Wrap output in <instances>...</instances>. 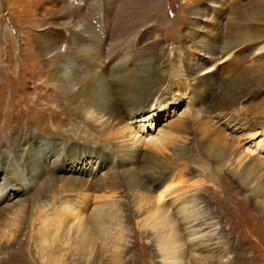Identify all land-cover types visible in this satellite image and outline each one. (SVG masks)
I'll return each mask as SVG.
<instances>
[{
    "label": "bare ground",
    "instance_id": "1",
    "mask_svg": "<svg viewBox=\"0 0 264 264\" xmlns=\"http://www.w3.org/2000/svg\"><path fill=\"white\" fill-rule=\"evenodd\" d=\"M166 2L150 0L147 11L142 13L145 16L141 15L139 20L129 11L133 6L136 8L137 2L128 0L117 17V23L109 27L108 24L116 17L112 12L115 0H53L56 6L68 7L71 17L64 27L43 30L35 51L48 66L46 82L56 96H51V99L58 97L64 104L62 119L57 121L60 125H68L75 119L76 123L70 128L77 137L74 136L76 138L72 141L67 139L64 145H52L41 140L39 147L24 154L34 160L27 174L23 173L14 157L21 143L30 142V139L16 137L12 141V152L3 148L8 141H0L1 162L3 166H9L8 175L0 182L1 253L18 252L22 246L20 238L29 230L35 233L42 264H63L64 253H55L54 242L73 253L80 251L89 260L93 257L90 264H102L103 257L107 258V264L114 263L124 250L122 244L127 238L122 221L115 214L118 201L124 196L121 195V179H127L130 174L135 177L127 183L131 185L130 194L133 197L130 205L134 212L130 219L135 221L139 213L148 214L141 224L144 228L150 227L157 238L156 246L162 264H189V256L195 258L200 255L204 263L210 264L212 258L227 255L223 232L217 231L213 212L202 215L199 211L202 201H197V198L206 186L212 189L211 199H218L223 213L228 218H234L232 233H241L244 239L255 241L258 248L264 246V155L250 154V147L244 148L243 142L259 138L255 140L257 146L264 143V89L261 87L264 86V43H258L264 40L261 31L253 38L255 43L252 41L253 44L246 48L244 43L249 42L245 39L236 43L228 39L219 41L217 31L206 36L207 30L202 29L201 32L206 33L193 43L197 44V56L186 53L187 66L184 75L181 74L186 82H198L213 71L218 73L228 68L231 66L229 63L237 59L238 53H244L242 60L238 61L241 65L234 67L235 71L240 69L235 72V77L222 79L217 85L209 87L212 104L208 106L202 99L201 103H197L193 126L202 131L199 143L208 151L218 150L212 166L204 160L194 161L195 157L186 153L192 145L193 136H190L191 130L184 126L180 127L177 137L173 133L174 142L169 143V134H165L144 144L143 150V139L135 136L134 125L137 122H144V128L148 126L145 122L152 125L156 112L150 109L171 99L182 86L166 76L168 53L157 52L161 44L158 37L147 36V31H152L155 24L147 26L146 23H139L146 22L147 18L157 21L160 12L167 9ZM108 5L112 6V13L107 11ZM220 8V3H212L206 13L200 14L195 8L188 12L195 18L199 16L197 19L205 25L213 19L214 15L210 12L218 14ZM249 16L264 24V0ZM90 19L97 21L102 28L98 30L96 27L97 31L91 29L88 26ZM140 25L142 28L136 29ZM132 33H136L135 36L130 35ZM231 38L234 41V37ZM107 59H111V63H107ZM222 62L227 63L222 66ZM43 73L40 68L35 77L40 78L45 75ZM12 84L6 79L0 81V121L5 111L6 87ZM258 86L261 88L258 89ZM174 88L178 90L174 92ZM8 93L12 108L21 105L20 89H10ZM3 128L4 125L1 130ZM240 128L241 133L238 132ZM69 130L58 131L68 138L71 134ZM173 136H170L171 139ZM220 138L224 139V143L216 142ZM85 159L89 161L85 162ZM71 160L73 164L65 166V161ZM75 162L78 166L74 165ZM56 164H60V168ZM54 166L56 170L64 171L59 173ZM145 169L150 171L143 173ZM197 170L208 179L192 181L190 176ZM229 178H235L246 189H237L232 181H228ZM49 184L64 192L63 197L58 202L50 204L51 199L41 207L38 204L32 208L34 191ZM19 189L28 193L20 194L19 199L11 204L13 194L9 191ZM6 193L10 196L9 200ZM5 201L9 203L4 204ZM23 201H29L30 207ZM231 206L241 212L243 222L235 216ZM36 211L38 215L30 225V215ZM87 259L84 262H88Z\"/></svg>",
    "mask_w": 264,
    "mask_h": 264
},
{
    "label": "rangeland",
    "instance_id": "2",
    "mask_svg": "<svg viewBox=\"0 0 264 264\" xmlns=\"http://www.w3.org/2000/svg\"><path fill=\"white\" fill-rule=\"evenodd\" d=\"M115 1L116 3L114 4L112 12L115 13L116 17H114L115 21H111L109 24L107 23L109 27H112L115 25V23H117V17L125 9V3L128 0ZM135 1L138 5H135L136 8L133 6L129 11L134 14L136 18L141 20L140 16H145V14L142 13H145L147 11L150 0ZM262 1L263 0H167V9L163 12H160V17L157 19L158 22L154 21L151 18L145 19L146 22H139L140 24L142 22L144 24L146 23L147 26L153 23L155 24L156 27L154 26L152 31H147V36L154 35L158 37L157 39L161 42V44L157 52L159 54L168 53L166 60V76L174 80V82L177 81V84L182 85L179 89L180 91L178 92H175L178 89H173L175 93L172 95L173 97L171 99L169 98L161 106H159L160 104H155L150 109L151 112H156V114L153 115V119L151 121L152 125L148 124L147 122H145L148 125L146 126V128L142 127L144 125V122H137V124L134 125V128L136 129L135 136L141 140L143 139L142 150L144 149V144L150 142L152 139H158L165 134H167V136L169 134V143L174 142L175 137H177V133H180V127L184 126L187 129L191 130L190 136H193L192 139L194 140L193 142V140L191 139L192 145L189 150L186 151V153L190 154L192 157H195L193 159L194 161L204 160L211 166L214 164L215 159H217L216 156L218 155V150L212 149L208 151L203 147L202 144L200 145L199 140L201 138L202 131H199L200 129H197L193 126L195 120L194 117L197 113L196 109H198L197 103H201L199 101L202 99V102L204 104L207 103L208 106L212 104L211 102L213 101L211 100L210 96L211 89L209 87L217 85L222 79L235 77V72H239L240 69L235 71L234 67L241 65L238 63V61L242 60V56H244V53L240 52L243 55L238 53V55L236 56L237 59L235 61H229V64L231 66L228 68L226 67V69L224 68L226 71L223 69L225 73L223 72V70H219L218 73L216 71H213L215 75L212 73L209 76L206 75L205 77H201L200 81L198 82H194L192 80L186 82L183 81L184 79H182V75H184L185 73V66H187V63L185 62L186 53H190L192 56H197L198 51L196 49L198 48L197 44L194 45V42L200 40L197 38H201L200 36L206 33H202V29L207 30L208 33H206V36H211L217 31L218 33L216 34H219L220 37L219 41H226L225 39H228L229 42L236 43L238 41L244 42L245 39V42H249L244 43L246 48L252 45L254 42L253 38L259 35L260 31L264 35V24L260 23V21L252 20V17L249 16V13H251L253 10L255 11L256 7H258L262 3ZM212 3L221 4V8L219 9L220 13L217 14L216 12L211 11L210 13L214 15L213 19L206 22L205 25H203V23H201L200 20L197 19L199 16H196L195 18L193 14L188 12L195 8V11L198 10L200 14L203 12L206 13L207 11H210ZM110 6L111 5H108L107 7V11L109 10L108 12H111L110 8L112 9V6ZM69 11L70 9L66 6H56L53 3V0H0V73L2 74H0V81H5L6 79L13 82L12 85L6 87V95L4 97L5 111L2 116L3 120L0 121V141H2L3 139L6 142L8 141L3 148L6 151L9 149L12 152L14 150L12 141H15L16 137L17 139H19L20 137H22L23 139L26 137L30 139V142L21 143L20 149L16 151V157H14V159L17 160L18 164H20V169L24 171V174H27V172L31 170V168L33 167L32 162H34V160L30 157L26 158L24 154L34 148L39 147V143L41 140L42 142L49 141V143H51L52 145L55 143L64 145L65 143H67V139L69 141L71 139L72 141V138L77 137L74 133H71L70 128L73 123H76L75 119L72 120L73 122L70 121L68 125H60L57 121L58 119H62L61 117L63 115L62 110H64V104H62V101L59 100L58 97L56 99H51V96H55V93L50 84L46 82V70L48 66L45 62V59L41 56H38L35 51V49L37 48L38 37L42 34V32L52 30L56 26L64 27L65 25H68L69 19L71 17L69 16ZM138 11H140V14ZM146 15L148 16V14ZM194 24L197 25L195 26ZM88 26H91V29L94 28L95 30L96 27L98 30L99 28H102L101 24L98 25L97 21H95L94 19H90V21H88ZM204 26L205 28H203ZM196 27L197 29H194ZM139 28H142V26L140 25V27L136 29ZM149 31L150 33H148ZM197 31L198 33H195ZM135 34L132 33L130 35L135 36ZM194 35L196 38H194ZM231 37H234V41L236 39L237 40L234 42L232 40L233 38ZM260 41H258V43H264V40ZM119 52L122 53V50H120ZM106 61L107 63H111V59H107ZM223 64L224 63L222 62L221 65L224 66L225 64ZM40 68L41 71L43 70V74L45 75L37 78L35 76ZM204 78L205 80H203ZM208 82H212V84ZM176 86L177 85H174V87ZM261 87L262 89H264V86ZM261 87L258 86V89H260ZM10 89H20L19 103H21V105H19L18 107L12 108L10 106L11 98L8 93ZM201 107H203V105ZM25 110L27 113L25 112ZM24 112L26 113V115ZM17 117L19 118V120ZM181 122L184 123L181 124ZM57 123L59 125H57ZM139 124L140 127H138ZM2 125H4V128L1 130ZM175 125L176 127H174ZM58 130H69V133H71L70 137H64V135L59 133ZM241 131L242 128L238 130V132L240 133ZM173 133H175V137L173 136ZM170 136H173V139H171ZM229 139V142H231L232 136H230ZM241 139L242 141L244 140V138ZM258 139L259 138H251L243 141L245 143L244 148L249 146L250 148L248 152H250V154L254 156L257 155V153H263L264 155V143L257 146L256 141ZM216 142L224 143V139H216ZM1 161L2 160L0 159V182H2L3 178L8 175L7 167H9L8 165H6V167L5 165L3 166V163ZM87 161H89V159H85V162ZM65 162L67 163L65 166L73 164L72 160L69 162ZM6 163L7 162L5 161L4 164ZM89 163L90 162H88L87 164ZM56 165H59L60 168V164ZM74 165H77L76 162L74 163ZM55 166L54 170L58 171L59 168L56 170ZM60 170L59 173H62V171H64L62 169L60 172ZM142 171L143 173H146L150 170L145 169ZM65 174H67V172H65ZM199 178H205V180L208 179L207 176H203L198 170L194 171V173H192V175L190 176V179L192 181H195V179ZM26 180L27 177L24 181ZM121 180V195L124 196L122 197V199L120 198L121 200L118 201L116 209L118 210V208H120L118 211L116 210L115 215L116 217L121 219V224L123 225L127 238L126 241L123 242L124 245L122 244L124 250L119 253L117 261H114V263L112 262L111 264H162V262H160L162 260L161 255L156 246L157 238L153 234V231L152 229H150V227L144 228L141 224L142 219L148 216V214L139 213V217L134 218L135 221H132L133 219H130V215L134 212L133 207H131L132 205H130V203H133V197L130 194L131 185L127 183L135 180V177L134 175L130 174L127 176V179L122 178ZM228 181H232L235 186H237V189H246L238 180L236 181L235 178H229ZM40 184L41 183L39 182L38 185ZM207 187L208 186L203 187L200 197L197 198V201H202L200 204L202 207H200L201 209L199 208V211L202 212V215H207L211 211L213 212L212 216L215 219L214 221H217V231L223 232L224 245L226 246L227 251V255L224 257L216 256L212 258L210 264H264V246H260V248H258L255 241L253 242V240L244 239L241 233H232L231 227L235 226V222H233L234 218H228L223 213V209L217 203L218 199H211V197L213 196L212 189H208ZM205 189H207L208 191H205ZM15 191H9V194H13V197L11 196V204H13L12 202H15V200L19 199L18 196L20 194L24 193L26 195L28 193L24 189L23 192L20 189L16 192ZM63 193L60 191V189L52 188V184H49V186H42L34 191L33 198L35 199V202L31 203V207L34 208L38 204V206L41 207L42 205H44L45 201L49 202L51 199L52 200L50 201V204L54 203L55 201L58 202L59 199L63 197ZM6 197L7 200L10 199V196L8 195ZM1 202L2 200L0 201V204ZM5 203L9 202L5 201L4 204ZM25 203L28 205V207H30L29 201H26ZM231 208L235 210V216L239 217L240 220L242 219L241 221L243 222L242 215L240 214L241 212L237 210L236 207V209L232 206ZM37 215L38 211H36L35 214L32 213V215H30V225H32V219L35 220ZM20 239L22 240V246L18 252H0V260L2 261H0V264H42L43 262H41V257L38 249L39 244L37 243V239L35 238V233L27 230ZM52 247H54V250H57H55V253L57 252L56 254L59 255L60 253H64L63 258L65 259L63 260V264L64 262L65 264H83L84 259H87L86 256L80 251H78L77 253H73L72 251H69L67 249L65 250V248L62 247L60 243L54 242ZM92 258L90 260L87 259L88 262L85 261L84 263L88 264L90 261H93ZM195 258H199V260H195ZM195 258L189 256L187 259L189 260V264L191 262V264L204 263L201 255L195 256ZM103 259L102 264H107V258L103 257ZM204 264H209V262H206Z\"/></svg>",
    "mask_w": 264,
    "mask_h": 264
}]
</instances>
